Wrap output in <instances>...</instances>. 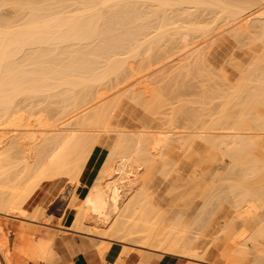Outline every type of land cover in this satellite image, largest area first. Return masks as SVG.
<instances>
[{
	"label": "bare ground",
	"instance_id": "bare-ground-1",
	"mask_svg": "<svg viewBox=\"0 0 264 264\" xmlns=\"http://www.w3.org/2000/svg\"><path fill=\"white\" fill-rule=\"evenodd\" d=\"M142 3L150 9L149 16L146 15L149 9L145 14L147 19L143 17V12H140L146 8H140L143 7ZM12 6H16L19 17H21H18L17 21L11 12L14 9H11ZM74 9L77 10L75 14ZM209 9L214 10V14L217 11L219 14L217 20H212L213 22L207 25L203 23L205 26L202 27L199 24L200 27L197 29L194 27L197 25H193L195 28L193 30L188 27L192 32L189 33L193 40L196 38L204 40L205 37H210L213 33L218 32V29L225 26L222 23L229 22L230 26V23L239 24L244 19L245 22L241 23L240 28L238 26L235 34H233L236 43L241 44L247 38L257 40L258 37L264 43V0H0V213L15 217V219L25 220V222L27 220L36 223L38 220L34 219L35 216L29 218L23 208L27 198L35 189V187L33 190L29 189L30 191L28 195L25 194V197L24 193L27 191L28 185H25L26 189L19 186L24 175V180L27 178V183L30 182L32 185L35 183L34 186H39L44 181L58 180L64 177L78 178L79 175L75 172L79 173L77 172L78 168L84 163V157L81 156L88 148L92 149L96 145L97 141L93 139L95 137L93 133L98 128L106 130L105 124L109 119L108 106L110 100H105V98L110 92L120 89L122 85L131 80H141L140 83H142L154 76L156 80L149 81L155 83L164 81L166 76L156 74L165 68L161 65L163 63H171L172 65L169 66L171 69L174 67L186 69L198 65L202 59L203 62L204 56V58L201 56L197 59L194 54L184 58L187 60L186 62H184L185 60L175 62L176 59L174 58L179 52L181 53L185 44H178L181 27L174 25L185 20V18L187 19L186 16H191L192 11H195L197 15V12L199 14V12L203 10L207 12ZM13 24H16V27ZM193 40L192 43L195 45L197 39L195 43ZM236 43L233 42L230 45L233 46ZM229 46H227L228 49L225 47L226 53ZM232 46H230L231 50ZM237 47L239 48L238 45ZM257 47L258 45H256ZM200 48L195 52H202ZM233 48L236 49V45ZM142 49H145V57H142L143 59L138 62V65L128 64L130 58L137 59L139 57ZM258 49L252 47L243 52L241 62L236 59L239 56L238 52L233 50L232 58L227 61L229 62L228 67L230 64L233 65V68L230 67L232 71L229 69L231 72L227 74H232L226 80L225 78L229 75L224 71L222 72L224 67L221 68L222 74H226L222 76L225 84L228 85L235 78L237 81L229 83L227 86L230 91H226L230 94L225 92V96L226 93L228 96H226L227 101L224 102L226 103L224 105L227 109L228 106L232 107V110H230L231 108L226 110L224 106H221L225 109L217 111V115L219 114L217 122L213 121L211 117L212 120L209 121L213 122L207 127L205 123L208 124V122L203 120V125L209 130L212 129L211 132H205V130H203L205 133L197 132L199 134H217V137L199 138L208 146L211 144L210 146L213 148L218 146L223 149L225 147L224 150L227 147L228 151L230 149L235 151L238 148L236 151H239L245 144L246 146L253 144V141L244 136L248 133H241L250 129L248 125L245 126L246 122L253 120L264 129V67H260L264 62V54L261 56L264 52V45L262 50H259L261 54L257 55ZM124 51L127 52L123 53ZM122 53L127 54L129 58ZM121 54L127 59L120 58ZM225 55L224 57H227ZM189 59L190 61H188ZM161 66L163 67L161 68ZM148 76L149 78H147ZM224 87L226 88V86ZM258 103L263 108L254 106ZM53 105H56V109L52 108ZM20 112L22 114H19ZM40 113L44 115H38ZM201 119H199L200 122ZM194 124L197 125V122ZM195 125L192 124L187 128L192 130L204 128L203 125L200 126V123ZM127 138L125 133H119L111 151V158L108 157L112 166L117 160L115 157L126 150L127 166L124 171H130L132 167V170L135 169L134 166L136 167L146 160L145 153L148 154V150L150 151L152 146L162 145L166 141L158 138H145L134 140L129 144ZM79 151L83 154L81 155ZM74 157L79 160L82 159L80 165L78 164L79 160L76 161L77 159L75 160ZM104 167L108 169L107 166ZM110 170L108 171L110 172ZM108 171L106 170L105 173ZM22 174L24 175L21 177ZM107 174L110 175V173ZM10 178L20 179L18 185L15 186L16 184ZM9 181L12 182V184L10 183L11 187H9ZM106 181H103L104 185ZM27 183L25 182V184ZM98 183H102L101 180ZM104 185L102 184L103 187L99 185L102 187L99 191L95 190L97 186H93V189L91 186L90 194L84 199L85 209L80 207V210H85L84 214L87 213V210L89 212L92 210L93 213H90L92 217L89 219L100 220L103 223L100 222L103 225L100 224V227L104 231L108 229L109 235L106 233L108 237L115 239L114 241L126 243L123 240H126L127 237L132 239L130 237L134 236L135 239L141 232L139 238L137 236L136 241H134L135 244L136 242L142 244L143 248H152L164 254L196 256L189 253V247L184 245L175 233L159 230L153 225L150 229V225L147 223L149 221L148 216L145 215L146 210L150 212L148 210L150 206H148V200L145 199V196L142 197V192L137 189L121 188L113 193L111 190L107 191ZM19 187L24 188V190L22 189L24 191L23 196L21 195L23 199L19 196L21 193ZM19 197L21 200L17 201ZM140 200L142 202H139ZM143 201L146 202L143 203ZM138 203H141V211H139L140 205ZM136 207L139 208V210L136 209L138 212L134 210ZM123 210L131 212L132 216V210H134V215H140L142 212L147 219L143 218L142 215L145 223L139 221V227L138 224L135 225L136 220L133 219L134 227L138 229H135L130 222L129 225L131 226L128 227V230L126 223L122 222L120 218ZM201 211L199 210L196 214L195 222L199 219L198 217H201ZM80 213L83 214L81 211ZM80 215L78 214L79 217ZM84 216L82 219L86 218V215ZM113 216H117L115 221L112 220ZM79 217L77 219L82 221ZM81 221L77 224L75 222V227L78 228L76 230L86 229L81 227L84 226L82 225L84 220ZM93 221L90 222L93 223ZM78 224L79 226H77ZM142 224L148 225L149 228ZM140 225H142L141 229H139ZM131 228H134L135 232L130 231ZM136 230L139 234L136 233ZM261 230L263 231V229H260V233ZM260 233L257 236H264L263 232ZM247 242L249 241H245L246 245L239 246L237 252H241V254L244 252L246 254L251 253L255 256V264H262V261L258 260H262L260 254L264 247L259 248L260 245H257L256 241L253 242L256 246H253L251 240L249 243ZM49 243L53 244L52 242ZM46 246L44 243L37 244L35 246L36 252L32 255L36 257L35 254H40L44 257L47 254ZM251 246L255 249H250ZM103 248L104 250H100L101 253L109 249L106 246ZM7 252L9 253L8 250ZM5 253L4 255H6ZM239 255V262L241 259H247L242 257L244 254Z\"/></svg>",
	"mask_w": 264,
	"mask_h": 264
},
{
	"label": "rangeland",
	"instance_id": "rangeland-1",
	"mask_svg": "<svg viewBox=\"0 0 264 264\" xmlns=\"http://www.w3.org/2000/svg\"><path fill=\"white\" fill-rule=\"evenodd\" d=\"M142 6L140 8H146L139 11L143 12V17L146 15L148 17L149 7L144 6L143 3ZM12 8L14 9L11 12H13V16H15L17 21L20 15L16 6H12ZM74 10V14L77 13V10ZM146 11L148 14H146ZM213 11L210 9L207 12L203 10L199 14L197 12V15L195 11H192L193 14L191 16H186L188 17L187 19L185 18V20L174 25L181 27V29L179 28L181 34L178 36L181 39L179 38L178 44H185V46L181 44L183 46L182 51L176 55L177 58H174L176 59L175 62L184 61V58L194 54L197 56V59L201 56L202 58L205 57L204 63L201 58L200 63L202 65L199 63L186 69H176V67H174L175 69H171L169 67L172 65L171 63H163L161 65L165 66V68L156 74L166 76L167 78L165 77L164 81L158 83L151 82L156 80L154 76L150 78L148 76L147 78L149 79L142 83H140L141 80H131L122 85L120 89H115L106 96L105 100H110L108 106L109 119L105 124L106 130L98 128L93 133L95 136L93 139H96L97 142L92 149L86 148V155L85 152L84 154L82 152L83 156L81 157H84V163L81 165L82 169L80 171L79 168L81 166L77 167V172L79 173L75 172V174L79 175L78 178L75 175L74 179L64 177L58 180L44 181L41 185L34 186L35 183L33 185L30 182L27 183V178L24 180L25 175H21V177L24 176L22 180H20V177L19 180L22 182H20L21 185L19 184V186L25 188V185H28L26 187L28 189L24 193L22 191L24 188L22 187L21 189L19 187L21 189L19 190L21 193H18L19 196H23L22 193L28 195L29 189L33 190L35 187L31 196L27 198V202L23 205V208L29 218L35 216L36 218L34 219L38 220L36 223L27 220L25 222V220L15 219V217L0 213V264H109L105 262V255L111 246L115 247L118 254L117 260L112 264H255L254 255H251V253L246 254L245 252L242 254L241 252L238 253L237 248L244 245L245 241L250 242V240L252 243L256 241L255 243L260 245V247L258 246L259 248L264 247V236H257L260 233V229H263L261 231L264 234V228H262L264 227V129L253 120L246 122L247 124L244 122L245 126L248 125L250 129L241 133H248L244 136L253 141V144L249 146L245 144L239 151H236L238 148H235V151L233 148V150L229 148L230 150L228 151L227 147L225 150V147L223 149L218 146L217 148H213L210 146V143L208 146L207 143L200 141L199 138L217 137V134H199L197 132H211L210 130L212 129L205 128L203 120L208 122V124H205L209 127L213 121L217 122V117L219 116V114L217 115V111L225 108L226 110L230 108L232 110L230 106L227 109L224 102L227 101L226 96L230 94L226 91L229 90L227 86L229 83H234L237 80L235 78L234 81H230L227 85L224 82V77H222L232 71L230 67L232 66L233 68V65L230 64L229 67L227 65L229 64L227 62L229 58H232L231 54L234 53L232 51L236 50L238 52L239 56L236 59L238 62H241L243 52L252 47L254 49L259 48L256 54H261L259 50H262L261 48L264 43L258 39L259 37L257 40L247 38L241 44L236 43L233 34L238 29L237 27L239 26L240 28V24L245 22L244 19L239 24L230 23V26L229 22L226 24L222 23L225 25H222L224 28L221 27L217 30L218 32L213 33L210 37H205L206 39L202 38L204 40H200V38L193 40L190 30L197 29L200 27L199 24L202 27L204 24H211L215 19L217 20L219 14H217V11L214 14ZM193 25L197 26H194V28ZM13 26L16 27V24H13ZM191 27L193 28L191 29ZM187 32L190 33L188 34ZM191 39L194 43L197 41L195 45ZM233 42L236 44L230 45ZM254 43H257V48ZM229 45L232 46V50ZM235 45L236 49L233 48ZM260 45L262 46L260 47ZM227 46H229L230 50H228L229 52L227 51L228 54L225 49V47L228 49ZM184 47L186 50H183ZM199 48L202 52L196 53L195 51ZM126 52L124 51L123 53ZM144 54L145 49H142L138 55L139 57L137 59L130 58L128 64L138 65V62L143 59L142 57H145ZM224 54L228 58L224 57ZM263 54L264 52H262L261 56ZM121 55L120 58L127 54ZM126 57L129 58L128 55ZM126 57L124 58L127 59ZM190 59L192 60V58ZM222 67H224L222 72L224 71L226 74H222ZM260 67H264V62H262V66ZM231 78L233 77L231 76ZM225 92L228 93H226V96ZM254 106L263 108L259 103ZM52 108L56 109V105H53ZM21 112L19 114L25 111ZM38 115L44 114L40 113ZM211 117L213 118L212 122L209 121L212 120ZM199 119L202 120V123ZM195 122H197V125L200 123V126L203 125L204 128L202 130L201 128L195 130L187 128L192 124L194 126ZM119 133L126 134L128 137L126 140L129 144L134 142V140L145 138L164 139L166 143L164 142V144L157 145L156 147L152 146L151 150H148V154L145 151L147 157L145 154L144 157H146V160L137 165V168L134 166L136 170H132V167L130 171H124L127 166L126 150L121 155L119 154L115 157L117 160L114 161L115 163L111 162L113 163L112 166L109 161L110 159H108L109 156L111 158V151ZM75 153V157L76 155L79 156L78 153L76 155ZM87 155L88 158L85 159ZM75 157L74 159L76 160L77 158ZM81 160H79V165ZM106 162L110 164L109 167ZM104 166H107L108 169ZM105 169L107 171L110 170V172H107L110 175L105 173ZM107 176H109L108 179ZM103 179L107 180L105 185ZM11 180L16 184L15 186L18 185L19 180H14V178ZM99 180L102 183H98ZM95 181H98V186ZM12 182L9 181V185ZM102 184L107 191L111 190L113 193L121 188L137 189L142 192L143 195L142 193L140 194L143 198L145 196V199L148 200V206H150V209H148L150 212L147 210L146 213L144 212L146 217L148 216L149 221L146 222L150 225V229L151 225H153L159 230L175 233L180 237L184 245L189 247V253L196 256L164 254L152 248H143L142 244L137 242L135 244V239L138 235L135 239L133 238L134 236H129L132 239L127 237L126 240H123L126 243L117 242L114 241L115 239L110 238V236L108 237V229L104 231L100 227L102 223L100 220L89 219L92 217V214L90 215V213H93L92 210L90 212L87 210L86 214H84L85 210H80L82 207V209H85L84 199L90 194L89 190L91 186V189L94 188L93 186H97L95 190L99 191L103 187ZM99 185L102 187H99ZM14 193L16 195V192ZM21 197L17 201L21 200ZM240 199L241 201L243 200V206ZM142 200L139 202H142ZM139 205L140 210L137 208L138 205L134 210L141 211V203ZM148 206L147 208H149ZM196 208L200 209V211L202 210L201 217H198L199 219L196 217L198 219L196 222L194 221L196 215L191 216V218L181 217L182 215L193 214ZM134 210H132L133 216L128 210L121 212V221L126 223L127 229L131 226L129 225L130 222L136 220L134 222L135 225L139 221L140 223L142 221L144 224L143 218L147 219L142 212L140 215H134ZM80 211L86 215V218L82 219L85 216ZM78 214H81L80 217L82 221L84 220L83 222L77 219L79 217ZM116 218L117 216H113L112 220L114 219L113 221H115ZM77 220L81 221L82 225H84L81 227L86 229L76 230L78 229L75 227ZM91 220H94L93 223L90 222ZM81 222L79 223L80 225ZM133 222L132 226L134 227ZM146 224L143 226L147 228L148 225ZM142 225H140L139 229L142 228ZM137 226L139 227V224ZM134 228H131L130 231L135 232L137 227ZM146 228L144 229L147 230ZM136 233H138L137 230ZM141 234L140 232L139 236ZM127 239L135 241L128 240L127 242ZM5 241L9 242L6 243ZM42 243L47 245V254L44 257L40 254H35L36 257H34L32 253L36 252L35 246ZM256 244L253 243V246H256ZM104 246L109 249L101 253L100 250H104ZM263 252L264 249L261 254L259 253L262 260H258L262 261V264H264ZM238 254L241 256L244 254L242 257H246L247 259H241V262H239ZM8 260L10 261L8 262Z\"/></svg>",
	"mask_w": 264,
	"mask_h": 264
},
{
	"label": "crops",
	"instance_id": "crops-1",
	"mask_svg": "<svg viewBox=\"0 0 264 264\" xmlns=\"http://www.w3.org/2000/svg\"><path fill=\"white\" fill-rule=\"evenodd\" d=\"M199 210L200 209L196 208V210L193 211V214H191V215L190 214H186L185 216L182 215V217L191 218V216H195ZM117 258H118L117 251L115 250L114 246H111L110 249L107 251V253L105 255V262L109 263V264H112V263H115Z\"/></svg>",
	"mask_w": 264,
	"mask_h": 264
}]
</instances>
